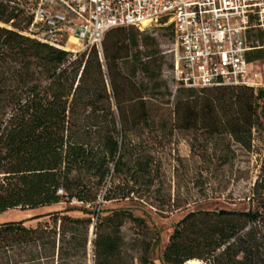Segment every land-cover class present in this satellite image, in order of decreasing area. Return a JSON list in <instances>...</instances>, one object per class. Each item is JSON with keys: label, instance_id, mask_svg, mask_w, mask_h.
I'll use <instances>...</instances> for the list:
<instances>
[{"label": "trees", "instance_id": "1", "mask_svg": "<svg viewBox=\"0 0 264 264\" xmlns=\"http://www.w3.org/2000/svg\"><path fill=\"white\" fill-rule=\"evenodd\" d=\"M0 22L12 26L0 27V213L66 205L0 223V264H156L154 246H125L121 227L138 219L98 202L108 176L124 171L121 137L135 121L150 123L146 85L161 87L155 39L148 29L113 28L104 36L102 60L95 48L72 57L23 35L29 18L2 5ZM250 39L264 45L257 29ZM261 60L264 48L247 56L250 63ZM197 90L210 98L197 103L196 90L182 88L185 97L174 106L178 127L223 130L250 149L252 130L264 122V87ZM248 201L245 211L187 213L160 263L264 264V165ZM135 249L137 256L129 254Z\"/></svg>", "mask_w": 264, "mask_h": 264}, {"label": "rangeland", "instance_id": "2", "mask_svg": "<svg viewBox=\"0 0 264 264\" xmlns=\"http://www.w3.org/2000/svg\"><path fill=\"white\" fill-rule=\"evenodd\" d=\"M23 25L17 21L18 27ZM167 26H153L146 31L155 39L157 58L162 64L161 87L154 90L152 84L146 85L150 123L135 121L123 134L124 171L108 176L98 198L103 210L125 209L138 219L125 220L121 236L127 248L140 243L154 246L151 258L156 264H161L159 257L169 236L187 213L245 211L252 207L248 197L264 165V122L252 130L250 149H244L223 130L211 135L205 130L178 127L174 106L185 93L171 79L175 41L172 28ZM0 27L12 28L2 22ZM250 73L258 74L260 86L264 87V60L253 62ZM108 90L111 96V89ZM195 90L196 99L192 101L199 103L210 98V92ZM113 193V199L102 200ZM123 195L127 197L121 198ZM65 207L61 203L28 211L9 210L0 213V223ZM71 215L83 216L78 211ZM128 252L137 256L139 250Z\"/></svg>", "mask_w": 264, "mask_h": 264}, {"label": "built area", "instance_id": "3", "mask_svg": "<svg viewBox=\"0 0 264 264\" xmlns=\"http://www.w3.org/2000/svg\"><path fill=\"white\" fill-rule=\"evenodd\" d=\"M0 5L29 18L23 35L72 57L95 48L102 60L104 36L113 28L171 25L175 86L261 85L247 56L264 48L250 39L255 29L264 37V0H0Z\"/></svg>", "mask_w": 264, "mask_h": 264}, {"label": "bare ground", "instance_id": "4", "mask_svg": "<svg viewBox=\"0 0 264 264\" xmlns=\"http://www.w3.org/2000/svg\"><path fill=\"white\" fill-rule=\"evenodd\" d=\"M190 264H201L202 262H200L199 260H191L189 261Z\"/></svg>", "mask_w": 264, "mask_h": 264}, {"label": "water", "instance_id": "5", "mask_svg": "<svg viewBox=\"0 0 264 264\" xmlns=\"http://www.w3.org/2000/svg\"><path fill=\"white\" fill-rule=\"evenodd\" d=\"M187 264H190V263H189V262H187ZM201 264H203V262H202Z\"/></svg>", "mask_w": 264, "mask_h": 264}]
</instances>
